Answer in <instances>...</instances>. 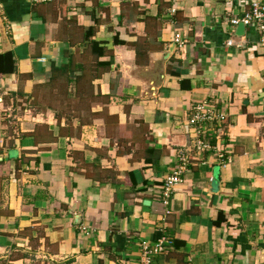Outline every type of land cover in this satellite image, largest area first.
Masks as SVG:
<instances>
[{
  "label": "crops",
  "instance_id": "crops-1",
  "mask_svg": "<svg viewBox=\"0 0 264 264\" xmlns=\"http://www.w3.org/2000/svg\"><path fill=\"white\" fill-rule=\"evenodd\" d=\"M253 3L0 0V264H137L162 234L152 264H264V44L230 23ZM201 102L225 119L198 154Z\"/></svg>",
  "mask_w": 264,
  "mask_h": 264
},
{
  "label": "built area",
  "instance_id": "built-area-1",
  "mask_svg": "<svg viewBox=\"0 0 264 264\" xmlns=\"http://www.w3.org/2000/svg\"><path fill=\"white\" fill-rule=\"evenodd\" d=\"M33 3H46L52 0H31ZM232 25H238L239 23L243 24L244 27H253L256 28L259 35V42L264 44V7L260 6L257 3H253L250 9V12L244 14L242 17L237 19H232L230 21ZM174 45L181 47L183 41L180 38L179 34H175L173 38ZM232 41L227 42V46H231ZM192 115L189 119V125L195 131V139L193 141V147L196 152L203 153L207 151H215V147L208 144L206 141L200 138V128L219 125L224 121L225 117L223 114L219 113L216 110V107L212 104L201 102L193 105ZM180 161L185 163V156L182 153H179ZM217 158L220 160L224 159L222 153H217ZM184 165V164H183ZM181 169H183L181 167ZM180 169V170H181ZM180 170L173 171L170 175L166 176L162 187H161V197L163 200V205L168 208V204L173 193V190L177 184L181 183ZM162 214V221L165 220V217L170 214L168 209ZM168 243L167 237L162 234V236L154 242L150 247L149 245L143 242L141 244V255L137 264H152L153 258L162 254L165 251V245Z\"/></svg>",
  "mask_w": 264,
  "mask_h": 264
},
{
  "label": "trees",
  "instance_id": "trees-1",
  "mask_svg": "<svg viewBox=\"0 0 264 264\" xmlns=\"http://www.w3.org/2000/svg\"><path fill=\"white\" fill-rule=\"evenodd\" d=\"M0 58H1L0 63H2V66L4 65L5 71L12 72L14 69V62L11 58V55L10 54L0 55Z\"/></svg>",
  "mask_w": 264,
  "mask_h": 264
},
{
  "label": "water",
  "instance_id": "water-1",
  "mask_svg": "<svg viewBox=\"0 0 264 264\" xmlns=\"http://www.w3.org/2000/svg\"><path fill=\"white\" fill-rule=\"evenodd\" d=\"M237 27H238L237 34H238L239 36H242V35H243V32H244V26H243V24L239 23V24L237 25ZM143 205H145V203H144Z\"/></svg>",
  "mask_w": 264,
  "mask_h": 264
}]
</instances>
